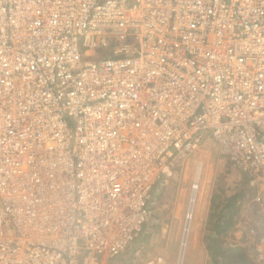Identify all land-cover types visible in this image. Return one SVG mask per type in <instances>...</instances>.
<instances>
[{
	"label": "built area",
	"instance_id": "2783aa9c",
	"mask_svg": "<svg viewBox=\"0 0 264 264\" xmlns=\"http://www.w3.org/2000/svg\"><path fill=\"white\" fill-rule=\"evenodd\" d=\"M209 140L264 264V0H0V264H136L154 187Z\"/></svg>",
	"mask_w": 264,
	"mask_h": 264
},
{
	"label": "rangeland",
	"instance_id": "374dc122",
	"mask_svg": "<svg viewBox=\"0 0 264 264\" xmlns=\"http://www.w3.org/2000/svg\"><path fill=\"white\" fill-rule=\"evenodd\" d=\"M197 169H199L198 177ZM195 182L198 188L180 264H212L205 249L210 200L220 186L227 196L238 190L247 192L241 176L221 157L213 140L204 142L172 171L171 177L162 180L154 187L150 201L151 217L138 238L123 254L122 262L136 260V264H141L143 260L162 257L165 264H179L183 230L187 221L185 219L189 212ZM246 201L242 202L240 221L232 235L233 238L229 239L230 243L231 240L237 244L242 243L238 239L240 233L243 236L250 222L257 219L255 209ZM198 210L200 225L195 229L196 243L192 244ZM253 243L254 240L248 242L250 250Z\"/></svg>",
	"mask_w": 264,
	"mask_h": 264
},
{
	"label": "trees",
	"instance_id": "16d2710c",
	"mask_svg": "<svg viewBox=\"0 0 264 264\" xmlns=\"http://www.w3.org/2000/svg\"><path fill=\"white\" fill-rule=\"evenodd\" d=\"M243 183L246 184L245 179ZM246 191L227 196L220 186L210 200L205 249L212 264H253L251 253L240 244L231 243L241 217V205Z\"/></svg>",
	"mask_w": 264,
	"mask_h": 264
},
{
	"label": "bare ground",
	"instance_id": "6f19581e",
	"mask_svg": "<svg viewBox=\"0 0 264 264\" xmlns=\"http://www.w3.org/2000/svg\"><path fill=\"white\" fill-rule=\"evenodd\" d=\"M198 174H199V169H197V177H198ZM197 182L194 183L195 186H193V194L191 196V200H190V208H189V212L187 213V216H186V225L184 227V230H183V237H182V242H181V252H180V260H179V264L181 263V260L183 258V254H184V246L186 245V241H187V237H188V233H189V226H190V220L192 219V206H193V202L195 200L194 197H196V189L198 188L196 186ZM195 195V196H194Z\"/></svg>",
	"mask_w": 264,
	"mask_h": 264
},
{
	"label": "crops",
	"instance_id": "0c3cea01",
	"mask_svg": "<svg viewBox=\"0 0 264 264\" xmlns=\"http://www.w3.org/2000/svg\"><path fill=\"white\" fill-rule=\"evenodd\" d=\"M197 215H196V221H195V224H194V234H193V237H192V244H195V239H196V232H195V229L197 228V226H199V219H200V211H196ZM241 233H240V237L238 238L239 239V242L241 241ZM208 256V255H207ZM211 260V259H210Z\"/></svg>",
	"mask_w": 264,
	"mask_h": 264
}]
</instances>
